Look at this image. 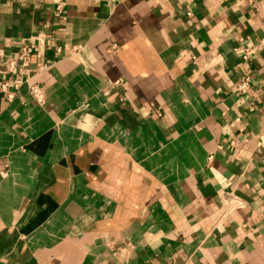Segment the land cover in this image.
<instances>
[{
	"label": "crops",
	"instance_id": "0c3cea01",
	"mask_svg": "<svg viewBox=\"0 0 264 264\" xmlns=\"http://www.w3.org/2000/svg\"><path fill=\"white\" fill-rule=\"evenodd\" d=\"M3 81L0 264H264V0H0Z\"/></svg>",
	"mask_w": 264,
	"mask_h": 264
},
{
	"label": "built area",
	"instance_id": "2783aa9c",
	"mask_svg": "<svg viewBox=\"0 0 264 264\" xmlns=\"http://www.w3.org/2000/svg\"><path fill=\"white\" fill-rule=\"evenodd\" d=\"M254 0H247L248 3L253 2ZM53 16L63 19V3L61 1H56L53 4ZM43 42V36L41 34L34 36L33 38H27L21 41L19 47L20 62H17L15 59H8L3 65L4 71L8 74H11L15 69L20 71L24 70L31 59L39 56L41 54V44ZM73 51L77 50L78 47L72 48ZM60 48H56L53 51L54 56L60 54ZM234 52L240 56L241 61L249 62L252 58L251 54L243 47L234 48ZM45 68V65L41 61H36L34 64V73H37ZM17 84H14V86ZM9 84L6 81H3L0 84V91L6 94L7 99L11 98V93L8 90ZM257 88V85L253 82V77L250 73H244L239 76L238 81L234 85V90L238 94H247L251 90ZM29 93L31 97L37 101L42 102L44 98L43 90L37 84H32L29 86ZM262 187L264 191V179L262 181ZM218 202L221 208V216L217 222V225L227 219L236 211L243 209L247 206V202L238 196L233 191H220L218 194Z\"/></svg>",
	"mask_w": 264,
	"mask_h": 264
}]
</instances>
